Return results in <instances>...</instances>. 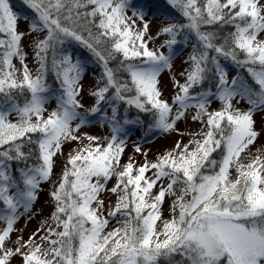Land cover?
I'll return each mask as SVG.
<instances>
[{"label":"snow or ice","instance_id":"1","mask_svg":"<svg viewBox=\"0 0 264 264\" xmlns=\"http://www.w3.org/2000/svg\"><path fill=\"white\" fill-rule=\"evenodd\" d=\"M23 2L34 11L29 34L46 31V35L33 42L39 65L33 74L25 63L22 41L26 33L18 30L20 17L9 0H0V202L5 205L0 220L6 223L0 229V264H10L17 255L22 264H264V154L257 150L249 163L240 160L259 136L253 113L264 108V40L258 39L264 33V2L169 0L187 23L162 27L160 34L170 39L157 49H150L145 40L149 22L143 10L133 7L128 15L130 0ZM137 21L142 27H137ZM217 27L232 30L223 36L206 30ZM78 29L87 30L88 38ZM184 32L194 33L196 44L185 82H176L179 91L173 97L177 105L173 115L172 105L161 98L159 77L171 68L173 46ZM68 38L87 47L103 69L104 84L91 93L96 101L90 112L101 111L102 103L110 105L108 122L113 135L105 145L98 143V137L85 136L89 143L69 154L62 177L50 193L55 202L51 216L55 227L38 229L46 232L39 237L40 243L34 233L26 241L18 237L10 248L7 241L23 214L18 210H30L40 184L51 178L53 158L64 142L80 141L76 133L88 123L87 116L78 111L83 107L79 96L84 69L79 59L74 62L58 48ZM164 47L167 54L161 50ZM49 52L60 94L57 107L45 117ZM117 56L121 57L118 65L111 67ZM14 57L19 59L20 69L13 63ZM221 57L247 67L254 84L240 76L229 83ZM210 77L216 79L215 93L193 92ZM25 93L28 96L21 103L18 97ZM213 98L222 107L209 111ZM243 100L250 105L246 111L233 103ZM121 102L152 112L155 127L162 131L173 130L189 109H195L192 119L200 121L206 131L193 134L200 138L183 146L177 142L175 149L156 162L134 167L130 159L121 167L125 147L117 120ZM12 113L15 121L9 119ZM124 123L131 121L125 119ZM33 144L35 150H25ZM216 152L219 160L213 158ZM33 157L35 162L28 163ZM13 163L22 165L16 169L19 178L13 175ZM149 170H154L151 177L145 175ZM113 176L116 185L106 189ZM106 190L117 194L108 217H125L110 232H105L109 220L103 215L104 201L100 199ZM168 196L174 197L172 217L158 228Z\"/></svg>","mask_w":264,"mask_h":264},{"label":"rangeland","instance_id":"2","mask_svg":"<svg viewBox=\"0 0 264 264\" xmlns=\"http://www.w3.org/2000/svg\"><path fill=\"white\" fill-rule=\"evenodd\" d=\"M9 2L13 11L17 12L20 17L18 20V30L26 33L22 41V48L25 53V63L32 73L35 74L39 65L35 60V49L33 42L37 39H42L46 35V31L29 34V25L31 22L30 19H24L26 16L19 11L14 3H12L10 0ZM262 2H264V0H262ZM130 4L132 7H130L128 10L129 16L132 15L133 7L137 10L142 9L145 13V20L149 22V31L145 36L148 47L150 49L160 48V46L163 45L166 40L170 39L168 35L160 34V29L168 24L164 19V12H154L151 7H147L145 4H142L138 1L135 2V0H130ZM137 27H142L141 21H137ZM182 35L183 37L180 39V41H178V43L173 46L174 55L172 59V66L170 69H166L160 74L158 85L161 91V98L168 101V103L172 105L173 115H175L177 107V105L173 104V97L179 91V88L176 86V82L178 81L180 84H183L186 80L187 72L191 69V61L189 60V56L192 53V50H190L189 38L192 36L195 37L194 33L188 32H184ZM258 39L264 40V33H261ZM138 43L139 42H137V44ZM161 50H163L165 54L168 53L167 47H164ZM65 52L71 55L74 62L79 59L84 69L82 78L80 80L82 91L79 96L83 107L78 109V111L87 116L88 123L83 125L76 133L81 137V140L64 142L61 152L53 158L54 168L51 178L48 181H44L40 184L37 198L32 203L30 210L27 212H25L23 208L18 210V214H23L20 215L19 219L15 222L13 226L14 231L10 234V239L7 241V246L10 248L15 246V242L18 237H23V239L26 241L34 233H37L36 242L40 243L39 237L45 235L46 232L44 230L38 232V229H41L42 226L44 229H46L49 225L55 227L51 220L52 213L55 211V202L50 193L54 190V187L59 183L62 177V173L68 162L69 154L89 143L85 136L90 135L98 137V143L105 145L113 135L112 125L108 122L109 118L112 116V107L108 104L102 103L100 105L101 111L94 114L90 112L91 108L95 106L96 101V97L91 95V93L94 92L98 87H102L104 84V81L101 79L103 69L98 68L96 65H93L88 61L82 60L80 56L77 55L75 45L70 46L67 50H65ZM13 63L18 69L21 68L18 58L14 57ZM221 64L227 71L229 83L233 77L239 76V72L235 66L227 62H221ZM208 81H210L209 83H213L214 77L207 79L206 82ZM209 90L215 93V83L213 86L206 85L203 88H196L193 90V92L198 93L200 91ZM59 94L60 92L56 91L52 87H49V93L47 94L49 99L45 104V117H47V115L57 107L56 99ZM233 103L235 107L240 108L242 111H246L250 107L246 100L240 101L238 104L235 101ZM221 107V102L218 99L213 98L208 106V110L216 111ZM128 114V111L125 109L117 111V120L122 126V130L119 133V138L125 141L124 151L120 158L121 167L127 164L130 159L133 161L134 167H139L140 165L145 164L146 161L149 163L156 162L158 157L163 156L166 152H170L175 149L177 142L183 146L188 144L189 141L193 140L194 138H200L199 136L194 137L193 134L200 133L202 129L206 131V128L200 121L192 119V117L196 114L195 109H189L185 113V117L178 120L174 129L169 131H162L161 129L156 128L155 120H153L150 125L146 127L142 117H132ZM9 119L15 121L17 119L16 114L12 113L9 116ZM125 119L131 121V123L125 124ZM253 119L255 121V130L259 133V136L257 137V140L254 142V144L250 146V148L245 153L241 154L240 160L243 164L249 163L250 158L256 155L257 150H261V153L264 154V108L255 111L253 113ZM77 123H79L78 120L73 121L72 126L75 127ZM137 146L140 148L139 152L136 151ZM153 172L154 170H149L145 175L151 177ZM236 175L237 173L235 168H233L231 170L232 179H235ZM116 182V177L113 176L108 181L106 189H111L114 187ZM179 187L180 186L177 185V188ZM158 190V187L153 189V193ZM100 199L104 201L103 215L109 220V223L105 228V232H110L113 229L120 227L125 217L120 214H117L115 217H108L109 210L115 206L117 194L106 190L105 192L101 193ZM173 200L174 197H166L165 202L161 207L162 219L161 221L157 222L158 228H162L163 220L171 219ZM0 204V214H3L5 211V205L2 202H0ZM5 226V221L0 220V229L4 228ZM43 246L45 248L48 247L46 243ZM10 264H22V258L19 255L12 257Z\"/></svg>","mask_w":264,"mask_h":264},{"label":"trees","instance_id":"3","mask_svg":"<svg viewBox=\"0 0 264 264\" xmlns=\"http://www.w3.org/2000/svg\"><path fill=\"white\" fill-rule=\"evenodd\" d=\"M12 3H14L17 8L19 9V11L21 13H23L28 19H30V21L34 18V11L32 9H30L24 2L23 0H10ZM138 1L142 4H145L147 7H151L153 9L154 12L157 11H163L164 14V19L165 21L169 24V23H178V24H183V23H187L186 19L180 14L179 10L177 8H174L170 3L169 0H135V2ZM200 3L203 4V0H200ZM91 6H89V8L87 10H90ZM91 19V18H89ZM97 23H98V18H97ZM89 27H91L92 32L96 33L97 29L92 26L89 25ZM206 30H216L219 32V34L221 36L226 35L229 31H231L232 29L230 27H224V28H216V29H211L208 28ZM78 31H80L81 35L84 36L85 39L88 38V32L87 30L84 29H78ZM183 33H181V35L178 37V41H180V39L183 37L182 35ZM190 50H193V45L196 44V37H190ZM74 44L76 46L77 49V53L78 55L85 61H88L89 63L96 65L98 68H101L100 63L96 60L95 56L89 51V49L87 47H85L83 44H81L80 42L73 40L71 38H68L67 40H65V43L62 46H58V48H64L67 44ZM210 55H215V53H210ZM240 59H243V56L241 55L239 57ZM51 59H52V54L51 52H49V56H48V64H49V71L47 72V76H46V82L48 84V87H52L54 88L56 91L60 92V86H59V82L55 76V73L51 70ZM121 59L120 56H117L116 60L111 61L110 62V66L111 67H116L118 65L119 60ZM221 62H227L233 66H235L239 72V76L241 78L246 79L250 84H254L250 74L247 71V67H241L238 66L237 64H235L234 62H232L230 59L226 60L223 57L220 58ZM211 78V77H210ZM207 81V80H206ZM204 82V84H202L201 86L197 87V88H203L206 85H214V83H216V79L214 77V81L213 83H209L208 82ZM110 90V93L111 94ZM134 94V93H132ZM28 96V93H25L24 96H20L18 97L19 101L21 103H23V100L25 99V97ZM127 110L128 111V115H131L132 117H142L144 120V125L146 127H148L150 125V123L155 120L154 115L152 112H141L138 109H136L134 106H128L127 104L124 103H120V105H118V110ZM37 137L35 135H33V139L35 140ZM28 147H31L35 150V145H30V146H26L25 150H27ZM213 158L219 160L220 159V153L216 152L213 153ZM35 162V157H33L32 160H29L28 163H34ZM22 165H18L13 163V174L19 178V173L16 171L17 168L21 167ZM1 205V204H0ZM176 259H180V257H176ZM161 264H166L165 261H161Z\"/></svg>","mask_w":264,"mask_h":264},{"label":"bare ground","instance_id":"4","mask_svg":"<svg viewBox=\"0 0 264 264\" xmlns=\"http://www.w3.org/2000/svg\"><path fill=\"white\" fill-rule=\"evenodd\" d=\"M74 44H67L64 48H63V50L65 51V50H67L70 46H73ZM76 52H77V49H76ZM77 55H78V53H77ZM79 56V55H78ZM81 58V57H80ZM82 59V58H81ZM83 60V59H82Z\"/></svg>","mask_w":264,"mask_h":264}]
</instances>
